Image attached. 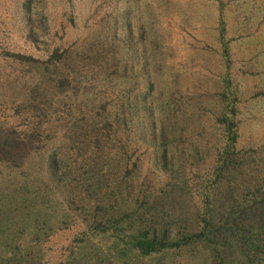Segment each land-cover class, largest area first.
<instances>
[{"label":"rangeland","instance_id":"374dc122","mask_svg":"<svg viewBox=\"0 0 264 264\" xmlns=\"http://www.w3.org/2000/svg\"><path fill=\"white\" fill-rule=\"evenodd\" d=\"M21 2L0 0V264H92L107 246L91 233L95 217L132 212L127 232L151 234L148 207L173 237L198 230L200 212L214 224L228 214L223 264H264V0H32L29 13ZM55 49L67 51L56 70L2 55L45 61ZM64 76L77 95L56 92L52 79ZM224 77L236 98L237 152L217 168ZM101 104L134 116L123 126L109 117L104 129ZM93 130L118 138L95 148ZM122 143L135 163L123 179ZM125 259L216 264L202 242Z\"/></svg>","mask_w":264,"mask_h":264},{"label":"trees","instance_id":"16d2710c","mask_svg":"<svg viewBox=\"0 0 264 264\" xmlns=\"http://www.w3.org/2000/svg\"><path fill=\"white\" fill-rule=\"evenodd\" d=\"M32 0H22L21 7L26 13H29L31 10ZM222 19H219V36L218 41L220 42L222 49H223V55L228 57V43L224 38V29L222 24ZM67 53V51H58V49H55L49 57L44 60H39L34 58L33 56L26 55L24 53H18V52H8L3 51L2 55L5 58H9L13 61H16L18 63H26V64H41L44 69L49 70V66L53 67V70H56V67L58 64L63 62L64 55ZM227 65L228 61H227ZM53 73V72H52ZM118 72L114 69L113 71L105 72V77L109 78L111 76L116 75ZM72 78V77H71ZM56 83V89L57 93L64 95L66 92H71L72 95H77L79 93L78 87L74 89L72 84V79L70 80L69 76L64 77H54L52 79ZM225 83L226 90L222 91L220 93V98L223 105V111H221L218 115L215 117L216 123L221 127L222 129V141L223 145L221 146L220 150L216 152V162H217V168H222L227 163H231L232 159L234 158L236 154V144H237V138H238V121H237V109L235 107L236 98L231 91L230 87H228L229 82L228 78H223V84ZM73 87V91L70 90V87ZM101 112H96L99 117L100 121L102 123V128L104 129H111L112 123L110 122L109 117H113L116 124L119 125H126L127 120H131V117L133 118V114H122L121 117H116V114H113L108 112L105 105H100ZM35 109L37 106L34 107ZM106 130V131H107ZM103 134H106L105 138L103 139ZM100 135L94 134L91 135V141L93 143V146L95 148H100L101 142H105V140H108V138H111L112 136H115L118 138L117 134L114 133L109 135L108 133H103ZM148 135L151 136L150 140L152 141L156 140V134H155V128L153 131L148 130ZM161 138L163 136L161 135ZM105 147V145H102ZM112 148V147H111ZM117 153H120L121 157H124L120 160L119 166L123 168L124 174L123 177H126L130 175L134 168L135 163H129L130 157L132 156V153H129V147L124 145L123 143L119 145V147H116ZM129 151V152H128ZM162 160H163V166L166 164V158L164 155V152L162 153ZM232 158V159H230ZM130 164V167H128ZM208 183V182H207ZM206 189H209V187H204ZM205 189V190H206ZM203 196L208 198V195L205 193ZM149 193L144 192V198L143 202H139L138 197H135L134 201L137 205L136 209L140 211V209H143L145 206L144 204L149 201ZM149 204V203H147ZM111 203H108V208H112ZM101 208V207H100ZM98 208L97 210H100ZM2 210H0V217L2 216ZM143 214V215H142ZM144 216V217H143ZM148 216V220L150 219V223H147L145 226H148L151 224V230L152 233L148 234L147 232L141 233V235H137L134 232H127L126 225L129 224L130 220L133 217V213H123L117 218L113 219H106V218H100L93 220L92 224V230L91 233L93 237L100 239V241H105L107 243V246L105 247H99L96 252V256L92 261V264H128L126 262L125 256L126 254L131 251L139 254V256L142 257H151L153 255H164L167 253H177L181 248L188 246L191 243L195 242H202L203 244L207 245L208 248L211 251V255L213 259L215 260L216 264H223V260L220 256V251L218 249V246L225 244L227 241V236L222 235L220 233L221 231H225L227 233L232 232V228L230 226L229 222V215L227 214L222 222L218 224L213 223V218L210 214H208L206 211L200 212L198 214V220L200 222V225L198 227V230H194L187 234H181L176 237L170 236L168 230V226L170 223H167L162 217L160 218V222H152V213L150 211V207L145 209V212L141 213V218H145ZM147 220V219H146ZM148 222V221H147ZM156 224L161 225V227L157 228ZM212 236V237H210ZM82 241V240H81ZM226 246V244H225ZM8 264H10V261H8Z\"/></svg>","mask_w":264,"mask_h":264}]
</instances>
